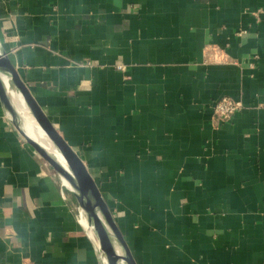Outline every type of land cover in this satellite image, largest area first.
<instances>
[{"label": "crops", "instance_id": "obj_1", "mask_svg": "<svg viewBox=\"0 0 264 264\" xmlns=\"http://www.w3.org/2000/svg\"><path fill=\"white\" fill-rule=\"evenodd\" d=\"M0 49L136 264H264V0H0ZM52 171L0 103V264H98Z\"/></svg>", "mask_w": 264, "mask_h": 264}, {"label": "water", "instance_id": "obj_2", "mask_svg": "<svg viewBox=\"0 0 264 264\" xmlns=\"http://www.w3.org/2000/svg\"><path fill=\"white\" fill-rule=\"evenodd\" d=\"M21 97L22 105L27 111L13 112V99ZM0 103L6 118L22 139L48 163L60 179H64L71 187L70 191L81 202L83 209L91 216L90 225L86 229L96 238L95 250L98 264H115L111 253V244L119 242L131 264H136L130 249L121 233L112 211L102 198L97 184L84 165L79 154L70 147L63 136L56 130L52 122L41 109L29 88L21 79L17 69L0 49ZM23 117L32 120L38 130L54 146V154H49L28 133L24 131L17 119ZM68 170V171H67ZM91 220L93 225L91 224Z\"/></svg>", "mask_w": 264, "mask_h": 264}, {"label": "bare ground", "instance_id": "obj_3", "mask_svg": "<svg viewBox=\"0 0 264 264\" xmlns=\"http://www.w3.org/2000/svg\"><path fill=\"white\" fill-rule=\"evenodd\" d=\"M22 98L19 96L18 98L13 99V112L15 115L18 114L19 111H27V108L22 105ZM18 124L22 125V128L26 133H28L39 145H41L50 155L52 152H54V146L52 143L46 138L44 134H42L38 128L36 127L35 123L32 120H29L26 117H23V119H17L16 120ZM68 171V170H67ZM61 186L67 190H70L71 187L68 185V183L61 179ZM78 215L80 218L81 223L89 227L90 225V218L91 216L86 212L85 209H83L81 202H79V208H78ZM91 224L93 225V222L91 220ZM111 253L113 254V260L115 264H131L128 260V257L126 256V253L119 242L115 241L111 244Z\"/></svg>", "mask_w": 264, "mask_h": 264}, {"label": "built area", "instance_id": "obj_4", "mask_svg": "<svg viewBox=\"0 0 264 264\" xmlns=\"http://www.w3.org/2000/svg\"><path fill=\"white\" fill-rule=\"evenodd\" d=\"M261 10L257 12V15H260ZM221 52L214 48H209L208 51H205L204 56L206 60L203 62V65H212L218 62H221ZM212 57H216L213 59ZM245 108V104L242 100L233 99L230 97H223L216 101L212 105L213 115L215 117L216 123H224L228 121L234 113L242 111ZM7 261L12 262L13 254L11 251H7L6 254Z\"/></svg>", "mask_w": 264, "mask_h": 264}, {"label": "rangeland", "instance_id": "obj_5", "mask_svg": "<svg viewBox=\"0 0 264 264\" xmlns=\"http://www.w3.org/2000/svg\"><path fill=\"white\" fill-rule=\"evenodd\" d=\"M212 58L215 59L216 57H212ZM52 154H54V153L52 152ZM52 173H53L54 175H56L55 171H52ZM56 177H59V176L56 175ZM77 200H78V199H77Z\"/></svg>", "mask_w": 264, "mask_h": 264}]
</instances>
